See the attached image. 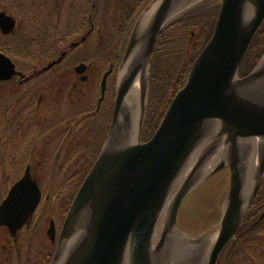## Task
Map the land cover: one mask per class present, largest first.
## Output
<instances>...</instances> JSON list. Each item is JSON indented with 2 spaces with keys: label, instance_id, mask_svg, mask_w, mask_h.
<instances>
[{
  "label": "rangeland",
  "instance_id": "rangeland-1",
  "mask_svg": "<svg viewBox=\"0 0 264 264\" xmlns=\"http://www.w3.org/2000/svg\"><path fill=\"white\" fill-rule=\"evenodd\" d=\"M153 1L154 0H0V12H5L16 20L14 30L9 34L3 35L2 37L0 36V47L11 50L15 55L21 53L27 57V60L15 57L16 65L24 64V66H26L24 70L21 68L19 69L21 71L20 76L14 75L9 81H0V197L4 187L9 186L11 181L16 182L23 174L24 163L30 161L28 164L30 165L32 175L40 180L39 185L41 186L42 184L44 187V189H42L44 195L48 192L51 199L48 198L49 202L46 205L44 214L42 208L38 210L39 216L43 215L38 217L40 218L39 220H36L34 217L33 224L31 228H29L30 235L32 236V246H37L40 243L50 246L48 236L46 235V231L49 228V219L60 221V217H64L63 213L67 211L66 197L68 192H66V190L68 187L73 186L72 180L75 182L78 178H81L79 168L83 160L84 141L78 138L79 142L75 143L73 137L70 136L69 139L65 140V143H62L61 140L59 141L52 138H54L56 136L55 134L60 132V130H64L67 127L69 128V126L62 125L57 130L51 128L54 112L58 111L62 115L65 113L64 111H67V116H73L83 109L80 106L87 105L86 109L88 110H93L95 107V104H92V99L90 103L85 100V93L87 94V90H90L93 99L96 98L95 94L100 90L99 80L101 78V73L99 74V80L96 84L92 85L91 82L87 83V80L77 81L75 89H70L71 81H76L74 68L80 65V63H83L86 66L85 71L87 72L88 68L93 69L94 73L97 68L102 72L106 69L104 63H106L107 60L110 61L109 58H114L115 56L114 59H116V61L113 65L111 64V72L107 75L106 79L107 88H109V91L112 93L114 87L115 90H113V92L115 93L118 82H121V80L125 78L128 72L127 70L131 68L130 66H132L134 59L138 58L143 62L142 50L144 47L142 46L141 49L139 48V43H144L143 33L140 36L136 35L138 39L137 44L128 60L124 62L123 59L132 32L138 27L141 20L140 18L143 17L144 13L153 6ZM200 5L206 6L205 9H202L205 10L204 12L209 13L213 10L212 8L218 7L219 10L220 0H198L192 3L190 7L184 9L185 11L183 10L180 12L177 16H171L170 20L165 22L153 45L150 63L144 61L145 64L143 63L141 67L143 71H139V73L141 72V78L143 77L146 83L143 100L145 106V109H143L144 122L138 131L137 138L141 142H146L154 134L156 129L153 133L149 134V136L145 130L148 123L147 121H153L155 118L152 116L151 111L155 108L154 105L156 102L159 111L160 109L162 110L164 104H166L170 97V90L172 91V86L176 83V78L180 75V67L186 63L191 55V44L189 45L188 41L191 38L190 36H196L197 25L184 29L177 21L183 13ZM130 8H132V11L127 19L126 15ZM78 24L82 27L81 30L77 28ZM260 29L258 34L256 31L255 36H257L253 37V49H259V45L264 42V24ZM68 30L70 36L63 41L64 35L67 34L68 36ZM161 33H163L162 40L158 46L159 50L157 56H155L156 52L154 51V47ZM82 38H84L83 42H81ZM118 42L120 49L117 50ZM64 52H66V54L63 60L60 63H56L53 67L48 68L52 69V71L37 76L36 79L42 76L45 78L36 83L37 86L34 90H31L33 87L32 85H35L33 82L27 81L23 84H19L21 80L18 81V79L24 77V74L28 78L31 76L28 74L33 70H35V72L45 70L44 68L48 64L59 58L61 56L60 54ZM260 54L261 55L250 72L260 63L264 56V51ZM153 58H156L155 68L160 75V79L154 84L156 91L151 97L152 101L149 99V102L148 92L149 83L151 82L150 70L151 67L153 68V66H151ZM83 73L86 74V72ZM144 80L142 82H144ZM253 83L255 82H251L250 84ZM183 85L184 83L179 87L181 88ZM139 89H141L140 82ZM65 91H73V95L77 97L75 100L79 99L81 102L78 104L79 106L69 108L66 105L62 107V105L58 104L59 101H62L61 96ZM109 91L108 89L105 90L108 94ZM33 95L36 96L35 99L38 95H41L42 98L38 102L36 101L37 99L32 101ZM108 105L109 103L106 98L100 103L99 110L97 109V112H95L96 114H94L98 119V121L96 119V125L99 126L100 130L102 127L106 130L105 136H103V131L99 134L101 140L107 138L112 127L114 104L110 108ZM252 105L259 106L258 104ZM38 107L39 111L34 113V108L37 109ZM148 109H150V114L147 111ZM153 113L155 115V111ZM57 116H55V119ZM76 116L78 115L74 117ZM107 122L108 129L107 126H105ZM37 123L41 125H37ZM121 131L122 128L118 123V133L116 134L115 141L112 143V147H114L119 140ZM262 139L264 138L259 137L241 141L250 140L260 143ZM261 142H264V140ZM202 146L210 148V144L207 142L198 145L194 155L193 173L191 171L192 169L190 170L191 165L188 166L183 176L184 180L190 173L194 174L198 171V167L204 164L200 163L202 152L198 151ZM223 148L224 146L218 147L213 151L215 153H211L214 160L211 162L210 166H207L206 171L208 170L209 172L217 162L221 161L223 158L225 159V151ZM258 150H260V152H256L255 154L257 162L254 175L256 176V180L259 181L255 183L256 191L249 199L251 200L249 203L250 206L246 209L247 211L245 214V216H251L249 220L244 216L240 224L239 228L242 229L241 234L243 238L239 239L236 236L232 239V243H236L233 247V251L230 253V247L224 251L218 264H223L224 259H226L229 253L230 259L235 260L234 264H264V261L261 262V257L259 258V262L256 260V257L259 255L264 258V176L261 178L258 177L260 175L259 172L262 163H264V145H259ZM234 155L237 156V161H239L238 166L241 173L242 167L238 148ZM50 166L57 170L55 172L53 187L51 188L48 184L50 179L46 178V171H44L46 167ZM262 173H264V165ZM50 174L53 175L52 172ZM182 181L181 179V182ZM228 186V166H225L216 173L205 176L201 181L198 180L182 202L178 210L174 228L178 229L180 234L191 236V238L197 239L198 237L205 236V234L208 233L211 228H214V225L218 222L223 204L227 197ZM259 202L260 206L258 208V206L255 205ZM32 215H34V213H32L31 216ZM162 227L163 223L159 228L158 234H160ZM250 229L253 230L250 231ZM155 230L156 229H154V231ZM3 235L6 234L1 228L0 239L4 238ZM208 236H213V233H209ZM0 243L4 244L3 241H0ZM232 243L230 242L228 245L230 246ZM186 246L187 245H184L183 247ZM193 247L198 249L199 245L195 244ZM2 249L3 248L0 247V261L6 256L2 253ZM56 249H58L57 244L55 245V252ZM244 253L247 254V259L245 260L242 256ZM52 261L49 264H52ZM229 263L230 260L228 264Z\"/></svg>",
  "mask_w": 264,
  "mask_h": 264
},
{
  "label": "water",
  "instance_id": "water-1",
  "mask_svg": "<svg viewBox=\"0 0 264 264\" xmlns=\"http://www.w3.org/2000/svg\"><path fill=\"white\" fill-rule=\"evenodd\" d=\"M171 1L154 0L152 3L158 2L159 6L143 37V62L134 59L125 78L117 84L112 127L97 159L71 201L52 264L56 262L59 249L68 246V242L81 248L71 264H119V256L125 244L130 264H149L146 250L155 229V218L159 210L157 203L165 182L185 160L186 148L193 144L196 150L198 145L209 143V153H215L213 151L218 147H228L227 152L224 150L225 159L217 162L205 174L211 175L225 166L229 168L228 192L220 218L214 228L205 234L214 235L205 264H215L221 249L240 225L250 206L251 200L243 203V180L239 161L234 155L237 146L233 142L264 138V106L237 102L239 98L235 96L239 94H234L233 87L236 85L241 88L260 77L257 68L242 78L238 74L249 42L264 19V0H220L212 35L194 60L184 85L176 92L152 137L146 142L137 139L135 143L116 152L112 150V143L118 133L122 102L139 71H143L141 67L144 61L150 63L153 45L165 22L170 20ZM242 18L248 21L240 32L238 27ZM15 23L12 16L0 12L2 34L12 32ZM135 31L126 47L124 62L135 50L138 40ZM84 69L83 64L75 68L78 73ZM15 74V64L0 53V81L9 80ZM143 80L142 77V103L146 85ZM102 83L103 90L105 77ZM192 163L189 166L193 173L194 161ZM192 173L180 183L175 192L172 210L161 229L162 238L175 229L178 210L193 189L189 185ZM255 191L256 187L253 195ZM39 198L40 191L27 169L0 205V224L6 225L13 234L28 221ZM86 204H93L95 208L86 230L80 232L75 229V219L78 211ZM49 232L53 239V226Z\"/></svg>",
  "mask_w": 264,
  "mask_h": 264
},
{
  "label": "bare ground",
  "instance_id": "bare-ground-1",
  "mask_svg": "<svg viewBox=\"0 0 264 264\" xmlns=\"http://www.w3.org/2000/svg\"><path fill=\"white\" fill-rule=\"evenodd\" d=\"M195 1L198 0H172L169 7V9L171 10L169 11V15L177 16L184 9L190 7L191 4ZM158 2H154L155 4H153V6H151V8L146 11V13L143 15L138 27L136 28L135 35L140 36L143 33L142 35L144 37L146 28H148L149 23L152 20L155 11L159 6ZM170 16L169 18H171ZM247 21L248 20L245 18L241 19L238 27L240 32L244 30ZM139 44V48L141 49L144 44L143 42ZM256 68V72L259 73L260 77L258 80L254 79L252 81L255 83L245 84V86H242L241 88L240 86L236 85L233 87L234 94L239 93L238 96H235L239 98L236 101L243 105L249 103L264 106V56ZM244 76L246 75H240L241 78ZM139 80L141 81L140 73L137 74L133 85L131 86L126 98L122 102V106L120 108V113L118 116L120 118L119 124L122 128V131L120 133L119 140L117 141L116 145L112 148L113 152H116L117 150H122V148H124L125 146L135 143L138 138V131L142 127V124L144 122L143 108L145 109V106L143 105L140 99ZM113 98V101L115 102L116 92L114 93ZM263 140L264 139H262L261 141ZM261 141L260 143H257L258 141L254 142L238 140L233 142L240 152V162L242 167L241 175L243 180L242 198L244 204H246L249 201L250 197H252L253 191L255 190V183L259 181L256 180L254 171L257 162L255 154L256 152H260V150H258L259 145H264V142ZM186 149L187 153L185 160L182 164L177 167L174 175L167 182H165V188L162 191L161 198L159 199L160 201H158L157 203V205H159V210L157 213L158 215L155 218L156 230L153 231V234L151 236L152 240L149 247H146V257L149 264H205L209 248L213 241L214 235L202 236L196 239L191 238V236L188 235L186 236L180 234L178 229L176 228L174 230H171L165 238H162L161 234H158L159 228L165 221V218L167 217L169 211L172 210V201L175 192L180 185L181 179L184 180L183 176L186 171V168L189 166V164H193L192 162L194 161V144L191 145V147L188 146ZM223 150L227 152L228 147H225V149ZM198 151L202 152V159L200 160V163L204 164L201 167H198V171H196L192 175L189 181V185L191 186V188L194 187L198 180L201 181L205 177L207 166H210L211 162L214 160L213 155L208 152V149L206 147L202 146L198 149ZM261 174L262 176L259 175V178L264 176V173ZM94 208L95 206L93 207V204H86L85 206H83L82 209L78 211L75 219V223L77 224H75V229L79 230L80 232L86 230V227L89 223L88 221L90 220ZM68 244V246H62L59 249L55 264H71L72 261L81 252L80 247L74 246V244H71V242H68ZM195 244L199 245L198 249H196V247H193L195 246ZM184 245L187 246L183 247ZM128 259L129 258L127 254V244H125L121 255L119 256L118 263L130 264Z\"/></svg>",
  "mask_w": 264,
  "mask_h": 264
},
{
  "label": "flooded vegetation",
  "instance_id": "flooded-vegetation-1",
  "mask_svg": "<svg viewBox=\"0 0 264 264\" xmlns=\"http://www.w3.org/2000/svg\"><path fill=\"white\" fill-rule=\"evenodd\" d=\"M80 64H83V63H80ZM85 69L81 73H78V72H76V70L74 68V72L76 73L77 76L75 75L76 81H71L70 89L71 88L75 89V86H77V81L87 80L86 82L87 83L91 82L92 85L96 84L98 82L99 76H100L99 74L101 73V70L97 68V69H95V73H94L93 69L88 68V72L85 71ZM49 71H52V69L40 70L37 72H35V70H33L30 74H28V75H31L28 78L26 77L25 74H24V77H20L18 79V81L21 80V82L19 84H23L27 81H29L31 83L33 82V83H35V85H32L33 87L31 90H34V88L37 86L36 83L39 82V80H42L45 78L42 76V77L36 79L37 76H39L43 73H48ZM83 72H86V74H84ZM103 73L104 72L101 73V78H100L99 82L102 79ZM106 79H107V77H106ZM106 88H107V84H106V80H105V90L108 89V91H109V88H107V89ZM114 89L115 88L113 87V90ZM29 90H30V86H29ZM113 90H112V93L109 91V94L104 91V95L102 97H100L99 94H96L97 96L95 99H93V97H92L93 95L91 96L90 90H87L88 92H87V94L85 93V96H86L85 100L90 103L91 99H92V104H95V107L93 110H91V109L88 110V109H86L87 105L80 106L83 109L78 114H75L76 112L74 113L75 115H78L76 117H74L75 115L67 116L66 115V114H68V113H66L67 111H64L65 113H63L62 115L58 111L54 112L53 122L51 123L52 124L51 128L54 130H57L62 125L69 126V128L67 127L64 130H60V132L55 134L56 136L52 139L59 140V141L61 140V142L65 143L66 142L65 140L69 139V137L72 136L75 143L79 142L78 138H80V140L84 141L83 154H82L83 160L80 163L79 172H83V171L87 170L85 168V163L87 162L86 161L87 160L86 159V157H87L86 152L91 151L92 152V153L90 152L91 155H96V153L98 154L99 149L102 145V143L101 144L99 143V141L101 140L99 134L103 131V134H104L103 136H105L106 130L103 127L100 130L99 126L96 125V119H97L96 117L97 116H95L94 114H96L95 112H97V109L99 110L100 103L102 101H104L106 98H107V101L109 103V105H108L109 108L114 104V101H113L114 92H113ZM35 97L36 96L33 95L32 101L37 99L36 101L38 102L42 98L41 95H38L36 99H35ZM63 97H64V99H63ZM61 98H62V101H59L58 104L62 105V107H64V105H66L70 108L73 106H79L78 104L81 103L79 99L75 100L77 97H75V95H73V91L72 92L71 91H65L62 94ZM57 107H58V105H57ZM37 111H39V107L37 109L34 108V113H37ZM58 114H60V115H58ZM55 116H57L56 119H55ZM47 117H50V116H47ZM46 119H44V120H46ZM97 121H98V119H97ZM37 125H41V124L37 123ZM107 125H108V122L106 123L105 126H107ZM107 129H108V126H107ZM102 142H103V139H102ZM57 155H56V157H57ZM90 162H93V160L88 161V163H90ZM27 166L28 165H26V167ZM52 170H55V169L52 168ZM74 172H77V171H74ZM52 184L53 183H51V185ZM51 187H53V185ZM3 198H4V196L0 197V203L3 200ZM45 210H46V206L43 210V214L45 213ZM250 216L251 215H247L246 219L249 220ZM30 218H31V220L29 221L28 226H27V224H26V226L24 225L22 228L18 229L13 234L10 233L7 226L0 225V229L2 228L4 233L6 234V235H3V237H4L3 239H0V241L4 242V244L0 243V247L3 248L2 253L4 254V256L6 255L0 261V264H49L52 261V259L54 257L55 245L57 244V240H58V236L60 233L63 218L60 217V221H55L53 219H49V222H48L49 228L46 231V235L48 236L50 246H47L43 243H40L39 245H37L38 247L34 246V245L32 246V244H31L32 236L30 235L29 228L33 224L34 215H32ZM259 219H260V217H259ZM252 222H254V221H252ZM51 226H53V228H54L53 239L50 238V232H49V229L51 228ZM240 230L242 232V229H240ZM235 237L236 236H234L233 239ZM232 242H233V240H231V243ZM229 247L230 246L228 245L227 248H225V251Z\"/></svg>",
  "mask_w": 264,
  "mask_h": 264
},
{
  "label": "trees",
  "instance_id": "trees-1",
  "mask_svg": "<svg viewBox=\"0 0 264 264\" xmlns=\"http://www.w3.org/2000/svg\"><path fill=\"white\" fill-rule=\"evenodd\" d=\"M202 8H206V6H204V5H200V6H196L195 8H192V9H190V10H188V11H186L185 13H183L180 17H179V19H178V23H180L181 24V26L185 29H188L189 27H191V26H194V25H197L196 26V31H197V34H196V36L195 37H192V36H190L191 38H190V40L188 41V44L191 46V55L189 56V58H188V60L186 61V63H184V65H182V67H180V69H179V71H180V75L176 78V83L175 84H173V86H172V91L170 90V97L168 98V101L166 102V104H164V106H163V108H162V110L160 109V111H159V108H157L158 107V105H157V102H156V104L154 105L155 106V108L151 111V114H152V116H154L155 118L153 119V121H147L148 123H147V126L145 127V130L147 131V133H148V136H149V134H151V133H153V131L157 128V125L159 124V122L161 121V119H162V117H163V115H164V112H165V110H166V108H167V106H168V104H169V102L171 101V99L173 98V96H174V94L176 93V91L180 88L179 86H181V84H183L184 82H185V80H186V77H187V74H188V72H189V69H190V67H191V65H192V63H193V61H194V59L196 58V56L199 54V52L202 50V48L204 47V45L207 43V41L209 40V38H210V36H211V33H212V30H213V26H214V24H215V20H216V17H217V12H218V7L217 8H212L213 10H211V12H209V13H207V12H204L205 10H203ZM131 11H132V8H130V10H129V12H128V14L126 15L127 17V19H128V16L131 14ZM130 18V17H129ZM263 24H264V21L262 22V24L260 25V27L257 29V34L259 33V29L263 26ZM77 28L79 29L80 28V30L82 29V27L81 26H79V24H78V26H77ZM261 30V29H260ZM79 31V30H78ZM68 36H67V34H65L64 35V37H63V41L67 38V37H69L70 36V34H69V30H68ZM71 33V32H70ZM255 34H256V32H255ZM255 34H254V36L253 37H256L255 36ZM162 35H163V33H161V36H159V38H158V40H157V42H156V44H155V49H154V51L156 52L155 53V56H157V53H158V50H159V45H160V43H161V40H162ZM1 37H2V35H0ZM47 36V35H46ZM253 38H252V40H251V42H250V44H249V46H248V48H247V50H246V52H245V54H244V57H243V60H242V67H241V74L242 75H246L247 73H249L250 72V70L252 69V67L256 64V62H257V60H258V58H259V56L261 55L260 53L261 52H263L264 51V42L262 43V44H260L259 45V49H257V48H255V49H253ZM63 45V44H62ZM118 49H120V46H119V42H118V45H117V50ZM255 50V51H254ZM252 51V52H251ZM0 52H2V53H5V54H7V55H9V56H11L13 59H15V57H18V58H20V59H25V60H27L26 58V56L25 55H23V54H21V53H19V54H17V55H15V53L14 52H12L11 50H8V49H5V48H3V47H0ZM252 54V55H251ZM20 55V56H19ZM117 56V55H116ZM114 58H115V56H114ZM114 58H109L110 59V61H106V63H104V65H108V64H110V63H112V64H114V62L116 61V59H114ZM156 58H153V60H152V63H151V66H153V68L151 67V75H150V79H151V82L149 83L150 84V86H149V92H148V101L150 102V100L152 101V99H151V97H152V95L154 94V92L156 91V87L154 86V84L156 83V82H158L159 81V79H160V75H159V73H158V71H157V69L155 68L156 67V64H155V62H156V60H155ZM103 64V63H102ZM26 65V64H25ZM116 65V64H115ZM18 66H19V68H21L22 70H24V69H26V66H24V64H18ZM25 67V68H24ZM162 97V96H161ZM150 99V100H149ZM156 100V99H155ZM148 112H149V114H150V109H148L147 110ZM155 111V115H154V112ZM148 115V114H147ZM148 129V130H147ZM150 132V133H149ZM144 140H146V139H144ZM63 143V142H62ZM99 143L101 144L102 143V140H100L99 141ZM91 152V151H90ZM90 152H86V154H87V157H86V163H85V168L88 170L89 168H90V166H91V162L90 163H88V161L90 160H93V159H95V157H96V155H97V153H96V155H91V153ZM90 153V154H89ZM28 161V160H27ZM30 162V161H29ZM28 162V163H29ZM28 163H24V167H25V165H29ZM23 166V165H22ZM51 166L50 167H46L45 169H44V171H46V175H47V173L49 174V175H51L50 173H51ZM87 170L86 171H83V172H81V178H79V181L77 182V181H75V182H72L73 183V186L72 187H68V189L66 190V192H68L67 193V200H66V207L68 206V204H69V202H70V200H71V198H72V196H73V194H74V192H75V190H76V188H77V186L79 185V183H80V181H81V179L85 176V174H86V172H87ZM57 171V170H56ZM55 171V172H56ZM52 176V179L53 180H55V173L53 174V175H51ZM37 180L38 181H40L38 178H37ZM71 183V182H70ZM50 193V192H49ZM263 196V195H262ZM262 196H261V198H262ZM260 198V199H261ZM255 206H258V208H259V206H260V202L259 203H257ZM246 226V225H245ZM244 226V227H245ZM241 229V228H240ZM238 230L237 232H236V236L239 238V239H241V238H243V235H241V230ZM251 230H253V229H250V231ZM236 243L234 242V243H232L231 245H230V253H231V251H233V247H234V245H235ZM223 253H224V251L221 253V255H220V257H219V259H218V262H217V264L219 263V261H220V259H221V257L223 256ZM230 253L227 255V257H226V259H224V262H223V264H228V262H229V260H230V263L229 264H234V261L235 260H233V259H230V257H229V255H230ZM243 256V259L245 260V259H247V254H245L244 253V255H242ZM261 257V262L262 261H264V258L261 256V255H259V256H257L256 257V260L259 262V258ZM252 258V257H251Z\"/></svg>",
  "mask_w": 264,
  "mask_h": 264
}]
</instances>
